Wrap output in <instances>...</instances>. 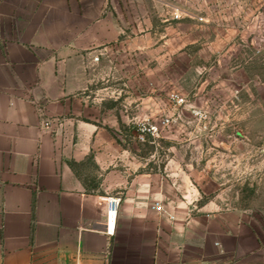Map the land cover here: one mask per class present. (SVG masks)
<instances>
[{"label":"rangeland","instance_id":"374dc122","mask_svg":"<svg viewBox=\"0 0 264 264\" xmlns=\"http://www.w3.org/2000/svg\"><path fill=\"white\" fill-rule=\"evenodd\" d=\"M114 13L121 35L85 95L118 161L90 155L76 172L99 193L111 169L149 177L156 207L197 227L200 262L264 264V0H119Z\"/></svg>","mask_w":264,"mask_h":264},{"label":"crops","instance_id":"0c3cea01","mask_svg":"<svg viewBox=\"0 0 264 264\" xmlns=\"http://www.w3.org/2000/svg\"><path fill=\"white\" fill-rule=\"evenodd\" d=\"M118 6L0 0V264H209L197 227L156 209L149 177L111 169L99 193L70 164L118 161L106 125L86 118L85 95L95 58L121 35ZM241 238L235 251L245 254Z\"/></svg>","mask_w":264,"mask_h":264},{"label":"built area","instance_id":"2783aa9c","mask_svg":"<svg viewBox=\"0 0 264 264\" xmlns=\"http://www.w3.org/2000/svg\"><path fill=\"white\" fill-rule=\"evenodd\" d=\"M95 59L96 60H99V56H97ZM114 200L115 199H112L110 201L109 208L111 209V211L114 210V212L116 213L117 212V207H118L119 201H114ZM156 208H157L158 211H163L164 210V207L161 204H157V207Z\"/></svg>","mask_w":264,"mask_h":264},{"label":"trees","instance_id":"16d2710c","mask_svg":"<svg viewBox=\"0 0 264 264\" xmlns=\"http://www.w3.org/2000/svg\"><path fill=\"white\" fill-rule=\"evenodd\" d=\"M70 164H71L72 168H74V170H75V166L77 165V162L73 161Z\"/></svg>","mask_w":264,"mask_h":264}]
</instances>
